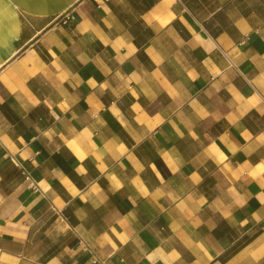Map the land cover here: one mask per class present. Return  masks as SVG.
<instances>
[{
	"label": "crops",
	"instance_id": "crops-1",
	"mask_svg": "<svg viewBox=\"0 0 264 264\" xmlns=\"http://www.w3.org/2000/svg\"><path fill=\"white\" fill-rule=\"evenodd\" d=\"M0 264H264V0H0Z\"/></svg>",
	"mask_w": 264,
	"mask_h": 264
},
{
	"label": "built area",
	"instance_id": "built-area-1",
	"mask_svg": "<svg viewBox=\"0 0 264 264\" xmlns=\"http://www.w3.org/2000/svg\"><path fill=\"white\" fill-rule=\"evenodd\" d=\"M71 18H73L72 13H71L70 11H67L65 14H63V15L60 17L59 21H60V22H63V23H66V22H68L69 20H71ZM27 178L30 179V182H29L30 185H32L33 187H37V182L32 178V176H31V178H30V176H27Z\"/></svg>",
	"mask_w": 264,
	"mask_h": 264
}]
</instances>
